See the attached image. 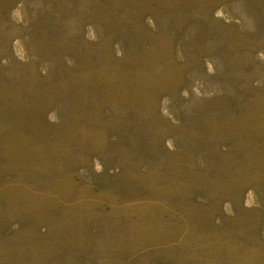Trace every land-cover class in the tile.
Returning <instances> with one entry per match:
<instances>
[{"label": "rangeland", "instance_id": "rangeland-1", "mask_svg": "<svg viewBox=\"0 0 264 264\" xmlns=\"http://www.w3.org/2000/svg\"><path fill=\"white\" fill-rule=\"evenodd\" d=\"M0 264H264V0H0Z\"/></svg>", "mask_w": 264, "mask_h": 264}]
</instances>
